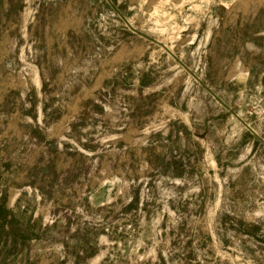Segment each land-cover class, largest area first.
Returning <instances> with one entry per match:
<instances>
[{
	"label": "rangeland",
	"instance_id": "obj_1",
	"mask_svg": "<svg viewBox=\"0 0 264 264\" xmlns=\"http://www.w3.org/2000/svg\"><path fill=\"white\" fill-rule=\"evenodd\" d=\"M0 211V264H264V0H0Z\"/></svg>",
	"mask_w": 264,
	"mask_h": 264
},
{
	"label": "trees",
	"instance_id": "obj_2",
	"mask_svg": "<svg viewBox=\"0 0 264 264\" xmlns=\"http://www.w3.org/2000/svg\"><path fill=\"white\" fill-rule=\"evenodd\" d=\"M162 166L164 171L170 172L173 176L181 177L184 174L185 165L181 162L180 159H170V161H163ZM8 212H4L3 214L0 211V223L3 221H7ZM4 225L0 224V234L5 235Z\"/></svg>",
	"mask_w": 264,
	"mask_h": 264
}]
</instances>
